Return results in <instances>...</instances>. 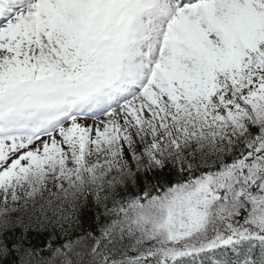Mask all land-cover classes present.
<instances>
[{"label": "snow or ice", "instance_id": "1", "mask_svg": "<svg viewBox=\"0 0 264 264\" xmlns=\"http://www.w3.org/2000/svg\"><path fill=\"white\" fill-rule=\"evenodd\" d=\"M0 264H264V0H0Z\"/></svg>", "mask_w": 264, "mask_h": 264}]
</instances>
